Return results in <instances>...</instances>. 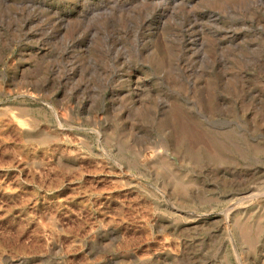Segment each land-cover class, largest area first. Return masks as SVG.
I'll return each instance as SVG.
<instances>
[{
	"label": "rangeland",
	"instance_id": "rangeland-1",
	"mask_svg": "<svg viewBox=\"0 0 264 264\" xmlns=\"http://www.w3.org/2000/svg\"><path fill=\"white\" fill-rule=\"evenodd\" d=\"M0 264H264V0H0Z\"/></svg>",
	"mask_w": 264,
	"mask_h": 264
},
{
	"label": "bare ground",
	"instance_id": "bare-ground-1",
	"mask_svg": "<svg viewBox=\"0 0 264 264\" xmlns=\"http://www.w3.org/2000/svg\"><path fill=\"white\" fill-rule=\"evenodd\" d=\"M222 2L226 1H232V0H221ZM235 230L237 232V235L241 238L246 239L250 243L253 242L254 239L258 236L259 232L262 230V225L259 223H255L251 225L250 223H247L245 221L237 222L235 224Z\"/></svg>",
	"mask_w": 264,
	"mask_h": 264
}]
</instances>
